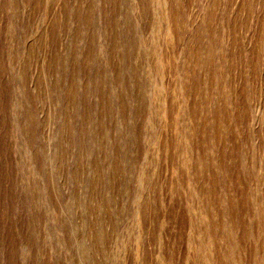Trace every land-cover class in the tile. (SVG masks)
Masks as SVG:
<instances>
[{
	"label": "rangeland",
	"instance_id": "1",
	"mask_svg": "<svg viewBox=\"0 0 264 264\" xmlns=\"http://www.w3.org/2000/svg\"><path fill=\"white\" fill-rule=\"evenodd\" d=\"M0 264H264V0H0Z\"/></svg>",
	"mask_w": 264,
	"mask_h": 264
}]
</instances>
